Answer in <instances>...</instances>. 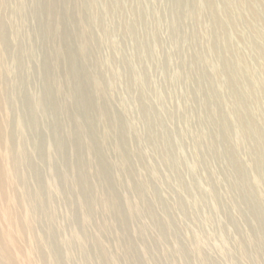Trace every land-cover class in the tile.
<instances>
[{"label": "rangeland", "instance_id": "rangeland-1", "mask_svg": "<svg viewBox=\"0 0 264 264\" xmlns=\"http://www.w3.org/2000/svg\"><path fill=\"white\" fill-rule=\"evenodd\" d=\"M255 1L0 0V264H264Z\"/></svg>", "mask_w": 264, "mask_h": 264}, {"label": "bare ground", "instance_id": "bare-ground-1", "mask_svg": "<svg viewBox=\"0 0 264 264\" xmlns=\"http://www.w3.org/2000/svg\"><path fill=\"white\" fill-rule=\"evenodd\" d=\"M257 1V0H256ZM255 1V2H256ZM237 4H239V3H237ZM242 5V4H241ZM229 13V12H228ZM214 17V16H213ZM231 21V20H230ZM235 21V20H234ZM216 22V21H215ZM214 23V22H213ZM232 23V22H231ZM236 25V24H235ZM219 26V25H218ZM231 26H232V24H231ZM221 27V26H220ZM230 27V26H229ZM218 28V27H217ZM220 30V29H219ZM222 30V29H221ZM227 31V30H226ZM225 34V33H224ZM147 88V87H146Z\"/></svg>", "mask_w": 264, "mask_h": 264}]
</instances>
